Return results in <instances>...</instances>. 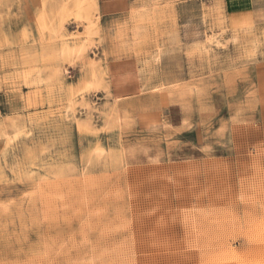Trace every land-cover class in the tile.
Segmentation results:
<instances>
[{"label":"rangeland","instance_id":"obj_1","mask_svg":"<svg viewBox=\"0 0 264 264\" xmlns=\"http://www.w3.org/2000/svg\"><path fill=\"white\" fill-rule=\"evenodd\" d=\"M0 264H264V0H0Z\"/></svg>","mask_w":264,"mask_h":264},{"label":"bare ground","instance_id":"obj_2","mask_svg":"<svg viewBox=\"0 0 264 264\" xmlns=\"http://www.w3.org/2000/svg\"><path fill=\"white\" fill-rule=\"evenodd\" d=\"M93 4V3H92ZM89 5V4H88Z\"/></svg>","mask_w":264,"mask_h":264}]
</instances>
